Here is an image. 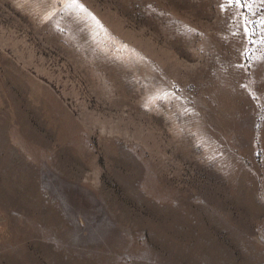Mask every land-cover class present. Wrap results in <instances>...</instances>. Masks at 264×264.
I'll return each mask as SVG.
<instances>
[{
    "label": "rangeland",
    "instance_id": "1",
    "mask_svg": "<svg viewBox=\"0 0 264 264\" xmlns=\"http://www.w3.org/2000/svg\"><path fill=\"white\" fill-rule=\"evenodd\" d=\"M0 264H264V0H0Z\"/></svg>",
    "mask_w": 264,
    "mask_h": 264
},
{
    "label": "snow or ice",
    "instance_id": "2",
    "mask_svg": "<svg viewBox=\"0 0 264 264\" xmlns=\"http://www.w3.org/2000/svg\"><path fill=\"white\" fill-rule=\"evenodd\" d=\"M236 2L238 3V2H239V0H236Z\"/></svg>",
    "mask_w": 264,
    "mask_h": 264
}]
</instances>
